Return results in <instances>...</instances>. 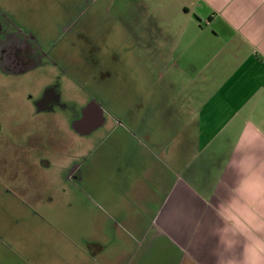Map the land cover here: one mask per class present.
Here are the masks:
<instances>
[{"label":"crops","instance_id":"0c3cea01","mask_svg":"<svg viewBox=\"0 0 264 264\" xmlns=\"http://www.w3.org/2000/svg\"><path fill=\"white\" fill-rule=\"evenodd\" d=\"M127 1L137 5L127 7L131 23L122 14L117 48L128 70L119 90L150 92L131 101L125 122L118 117L119 131L106 130L97 181L82 176L102 196H80L71 182L65 201L41 199L54 208L49 228L7 231L0 264H264V0ZM164 61L172 71L158 70L153 90L143 76ZM172 74L210 89L184 116L164 115L158 79ZM33 216L25 218L47 219Z\"/></svg>","mask_w":264,"mask_h":264},{"label":"rangeland","instance_id":"374dc122","mask_svg":"<svg viewBox=\"0 0 264 264\" xmlns=\"http://www.w3.org/2000/svg\"><path fill=\"white\" fill-rule=\"evenodd\" d=\"M169 1L174 4V0L165 2ZM134 5L137 3L127 0H0V17L5 15L19 26L18 29L31 33L32 37L28 41L36 43L41 53L37 70L27 76L9 79L0 77V238L6 237L7 231L13 233L19 228L28 227L27 230L34 231L37 223L42 224V230L48 229V221L52 220L48 214H53L54 208H49L41 199L49 195L55 196L60 202L65 201L74 193V182L79 184L80 189L77 191L80 196L91 200L95 196H102V188H98L101 185L88 187L85 180L97 181L98 175L102 173L103 158H99L105 139H108L106 130L119 131V122H123L118 121V117H122L125 122V118L131 115L128 105L146 93L147 89L133 83L124 91L119 90V83L123 87V76L119 73L128 70L124 68V59L121 60L124 50L103 45L99 51L95 38L104 33L97 26V21L103 19L110 27L105 39L111 34L115 41L119 37L123 40L127 33L121 25L122 14L127 15L129 19L126 22L131 23L127 7ZM100 14L101 17L96 18ZM132 16L135 19L136 13L133 12ZM184 17L179 15L180 20H184ZM141 51L144 59L140 63L150 69V59ZM128 61L133 69L137 67L133 60ZM162 68L172 71L170 61L154 66L150 76H143L144 81L145 78L151 79L148 81L149 88L152 86L154 90L157 86L154 74ZM158 80L169 99L164 115L172 111L169 114L172 117L193 112L190 105L207 96L202 95L205 93H202V87L204 91L210 90L199 84V78L184 87L182 75L172 74ZM49 83L58 86L62 104L53 111L26 109L32 107L29 101L36 99ZM168 83L171 85L168 86ZM134 86L139 90L136 91ZM29 92L31 98L27 97ZM92 102L105 112L107 120L88 135L79 134L71 123L83 111L82 106L86 104V107ZM25 116L30 117L19 120ZM180 118L177 124L183 121L182 124H185L186 120ZM152 130L161 133L158 126ZM11 144L14 153L11 147L12 151L9 149ZM109 156L112 159L108 164H111L115 152ZM14 163L19 167L8 166ZM76 165L79 168L72 172ZM22 182L26 184L25 189L17 188ZM82 211L81 208L78 210ZM28 213L34 214L33 217L37 219H47L43 223L36 219L28 220L25 218ZM259 242L262 241L259 239Z\"/></svg>","mask_w":264,"mask_h":264},{"label":"flooded vegetation","instance_id":"af4514ba","mask_svg":"<svg viewBox=\"0 0 264 264\" xmlns=\"http://www.w3.org/2000/svg\"><path fill=\"white\" fill-rule=\"evenodd\" d=\"M4 16L5 15H2L0 17V77L9 79V78L27 76L29 73H32V71L37 70L36 67L39 64L40 61L39 58L41 57V53L38 52L39 47L36 43L33 44L32 42L28 41V39H31L32 37L31 33L21 31L20 29H18L19 26H16L12 21H10L8 18ZM100 17L101 14L98 15L96 18L99 19ZM97 23H99L97 24V26L101 29V32L104 33L103 36L101 35L95 38L98 43L99 51H101L103 45L104 47L108 45L109 46L108 48L111 47L117 48L118 41L114 40L113 35L108 33L111 37L105 39L106 33L108 32V29H110L108 23L106 25V22L103 19L97 21ZM9 27L12 29L9 30ZM13 28H15L16 30H14ZM3 86H7V88H9L8 85H3ZM27 97L31 98L32 94L29 92L27 94ZM29 102L30 104H32V107L30 106L25 107L26 109L33 108L34 110L37 111H45V110L53 111L55 108H58L59 105L62 104L58 86L52 83L47 84L42 88L39 96H37V98L34 99L33 101H29ZM85 105L86 104L82 106V109L85 108ZM103 114H104L103 116H105L104 111ZM82 116L83 113L82 111H80L79 115H77L74 118L73 123H71V126L74 130H76L74 126L75 123L79 121ZM29 117L30 116L20 117L19 120ZM93 130L94 128L91 130V132ZM0 132H1V126H0ZM10 147L13 149V151L10 149ZM9 149L14 153L15 150L13 144H11V146L9 145ZM8 166L10 168L14 166L16 168L19 167V165L15 163L10 164ZM75 168H79V167L76 165V167L72 168V171H74Z\"/></svg>","mask_w":264,"mask_h":264},{"label":"water","instance_id":"95a60500","mask_svg":"<svg viewBox=\"0 0 264 264\" xmlns=\"http://www.w3.org/2000/svg\"><path fill=\"white\" fill-rule=\"evenodd\" d=\"M82 113L83 116L74 125L82 133H87L92 127L100 126L103 123V111L95 102L86 106Z\"/></svg>","mask_w":264,"mask_h":264}]
</instances>
